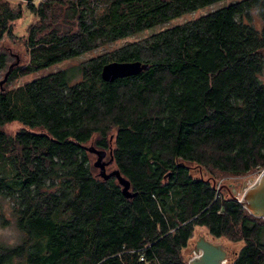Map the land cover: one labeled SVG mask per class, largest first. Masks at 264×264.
<instances>
[{"label": "trees", "instance_id": "obj_1", "mask_svg": "<svg viewBox=\"0 0 264 264\" xmlns=\"http://www.w3.org/2000/svg\"><path fill=\"white\" fill-rule=\"evenodd\" d=\"M216 1L27 3L37 18L25 37L30 58L0 89V223L13 220L19 233L0 239V264H189L196 226L243 242L225 264H264V219L193 172L264 168V0H238L6 87ZM21 16L0 0V80L11 59L3 41ZM111 61L149 68L105 81ZM12 122L23 125L15 135L3 129ZM112 134L131 198L96 173L84 147L108 149Z\"/></svg>", "mask_w": 264, "mask_h": 264}, {"label": "rangeland", "instance_id": "obj_2", "mask_svg": "<svg viewBox=\"0 0 264 264\" xmlns=\"http://www.w3.org/2000/svg\"><path fill=\"white\" fill-rule=\"evenodd\" d=\"M5 1H8L10 3V5L15 9L21 8L22 16H21V18L16 19L15 21L12 22L13 36H11V37L5 36V39H4L3 45H2V49L4 51H7L10 54L11 59H10L8 66L11 63L15 62L17 59L19 60V64L17 66H22V65L28 63L29 58H30L28 47L25 44V37L27 35V30H28V27L31 23H35L37 21V18L28 11V9H27V3L28 2H25L23 0H5ZM33 1L38 3L41 0H33ZM236 1H238V0H219V1H216L213 3H210L208 5H205L203 7L198 8L194 11H191L189 13L181 15L177 18L171 19V20L164 22V23H159V24L154 25L150 28H147L143 31H140V32H138L132 36L126 37L122 40H118L115 43L110 44L107 48L100 47L98 49L90 51L79 59L69 61V62H63V63L51 65L49 67L40 69L37 72L19 77L17 79H14L10 83H8L6 87L14 88V87L20 86V85L32 80V79L45 76V75L50 74L52 72H55L57 70L69 68L71 65H74V64L76 65L79 60L87 59V58H90L93 56H97V55L105 52L106 50L115 49V48L125 44L126 42H132V41L139 40L141 38H145L151 34L159 32L161 30L174 27L176 25H179V24H182V23L187 22L189 20H192L194 18H197L201 15H205V14H208L210 12L219 10V9L229 5L230 3H234ZM256 23H258V22L256 21ZM261 77H262V80L264 81V73L262 74ZM21 128H23V125L19 122L8 123L3 127L4 131L9 135H15ZM109 140H110V146L113 148L114 147V134H112L110 136ZM86 145L87 146H90V145L96 146L94 144V142H89ZM107 150H109V148ZM96 158L97 157L95 154H91L92 164H94V161L96 160ZM108 159H109V156L106 158V160H108ZM113 169H115L114 164L107 167L108 172L113 170ZM98 172H99V169L97 168L96 173L98 174ZM193 172L201 178L210 180L215 185L218 192L225 194V195L233 196V194H235V191H237V194L240 197L243 194L244 183H246V185H248V186L252 185L255 182V180L257 179V177L259 176V174L261 173L260 168H257L256 170L251 171L246 175L235 177V176L226 175V174L219 173V172H214V173L211 172L210 173V171L205 170V169L198 167V166L197 167L194 166ZM5 215L7 218L11 219V216L9 215V211L6 210ZM260 218H263V217H260ZM18 237H19V233L17 231V228H16L13 220H9V222L6 225H2L0 223V239H2L4 241H8V242H10V241L16 242L19 240ZM241 244H242V242H238L236 244L237 247H235L234 250H238ZM191 248H193V246ZM193 252H194V249H189V250L185 249L184 250V255L187 257V260L189 263L192 260L196 259ZM229 259L230 258H228V260Z\"/></svg>", "mask_w": 264, "mask_h": 264}, {"label": "water", "instance_id": "obj_3", "mask_svg": "<svg viewBox=\"0 0 264 264\" xmlns=\"http://www.w3.org/2000/svg\"><path fill=\"white\" fill-rule=\"evenodd\" d=\"M30 2L32 0H23ZM19 64L17 59L9 65L2 80H0V89L5 91V84L9 78L13 68ZM149 65L141 61H111L102 67L101 76L105 81H114L120 77H128L136 75L141 71L147 70ZM87 151L96 155L94 167L99 169V176L105 180L110 177H115L122 188L125 197L131 198L136 195V192L131 190L130 181L124 177L120 169L115 168L107 171V167L114 163L113 148L110 146L109 150L104 148H97L94 145L84 146ZM109 159L106 160V157ZM235 200L240 202L250 213L256 217L264 218V171H262L255 182L248 186L246 183L243 185V194L240 197L235 191L233 194ZM196 259L192 260L189 264H225V252L221 244L211 245L203 237H200L194 252Z\"/></svg>", "mask_w": 264, "mask_h": 264}, {"label": "crops", "instance_id": "obj_4", "mask_svg": "<svg viewBox=\"0 0 264 264\" xmlns=\"http://www.w3.org/2000/svg\"><path fill=\"white\" fill-rule=\"evenodd\" d=\"M200 237H203L211 245L221 244V246H222V248H223V250L225 252V260H228V258H231V256H233L236 253V251H237V250H234V248L237 247L236 246L237 243L231 242V241H229V240H227V239H225L223 237H214V236H212L209 233L208 229L206 227H204V226H196L195 227V230H194L193 236H192V238H191V240L189 242V245L185 249L186 250L187 249L188 250L189 249H195ZM242 244H243V242H242ZM192 246H193V248H191Z\"/></svg>", "mask_w": 264, "mask_h": 264}, {"label": "built area", "instance_id": "obj_5", "mask_svg": "<svg viewBox=\"0 0 264 264\" xmlns=\"http://www.w3.org/2000/svg\"><path fill=\"white\" fill-rule=\"evenodd\" d=\"M262 171H264V168H262V169L260 168V172H262ZM195 258H196V257H195Z\"/></svg>", "mask_w": 264, "mask_h": 264}, {"label": "flooded vegetation", "instance_id": "obj_6", "mask_svg": "<svg viewBox=\"0 0 264 264\" xmlns=\"http://www.w3.org/2000/svg\"><path fill=\"white\" fill-rule=\"evenodd\" d=\"M107 157H108V156H107ZM107 157H106V158H107Z\"/></svg>", "mask_w": 264, "mask_h": 264}]
</instances>
